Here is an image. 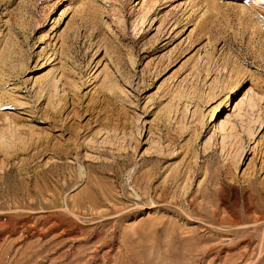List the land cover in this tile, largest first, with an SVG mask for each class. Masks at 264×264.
Segmentation results:
<instances>
[{"label": "rangeland", "instance_id": "rangeland-1", "mask_svg": "<svg viewBox=\"0 0 264 264\" xmlns=\"http://www.w3.org/2000/svg\"><path fill=\"white\" fill-rule=\"evenodd\" d=\"M11 35L0 264H264V0H0Z\"/></svg>", "mask_w": 264, "mask_h": 264}, {"label": "bare ground", "instance_id": "bare-ground-1", "mask_svg": "<svg viewBox=\"0 0 264 264\" xmlns=\"http://www.w3.org/2000/svg\"><path fill=\"white\" fill-rule=\"evenodd\" d=\"M64 15L63 12H61L60 14V18ZM9 31V30H8ZM7 32V30H6ZM12 34V33H11ZM12 36V35H11ZM8 36V37H2L4 39H0L1 42H0V45H1V49H2V56L0 57V66L3 67V69H6L7 68V65L8 63H14L16 62V58H15V54L17 55V52L16 50H14V45H15V42L13 41V36ZM65 41V40H64ZM64 41L62 40L60 42V46H63L64 44ZM71 41V40H70ZM63 47H61L62 49ZM63 50V49H62ZM1 51V50H0ZM61 52V51H60ZM1 53V52H0ZM62 54V53H61ZM62 56V55H61ZM10 65V64H9ZM61 67H58V68H61L60 70V73H59V76H55L56 74L54 73V75L50 74V78H47L46 80L44 79V82L43 84L41 85V89L42 91L45 92L46 94V97L47 98H50L49 100H51L52 96H58V97H62L60 96V92H62V94H64L63 92H66L64 91L63 88H65V86H67V82H65L64 80H66V76L69 75L71 72L68 73V70L65 69L64 67H62V63L60 65ZM65 66V65H63ZM56 68V69H58ZM9 69V70H8ZM7 71L8 73H10V71L12 69L8 68ZM12 72V71H11ZM7 73V72H6ZM5 73V74H6ZM9 76V75H8ZM65 78V79H64ZM42 83V82H41ZM67 84V85H66ZM66 90V89H65ZM60 99V98H59ZM53 100V98H52ZM72 103V102H71ZM51 108V107H50ZM61 150V149H60ZM174 185V184H173ZM136 195V194H135Z\"/></svg>", "mask_w": 264, "mask_h": 264}]
</instances>
